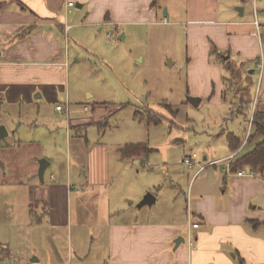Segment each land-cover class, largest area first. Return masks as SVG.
<instances>
[{
  "label": "crops",
  "instance_id": "1",
  "mask_svg": "<svg viewBox=\"0 0 264 264\" xmlns=\"http://www.w3.org/2000/svg\"><path fill=\"white\" fill-rule=\"evenodd\" d=\"M67 1L74 2L69 10L65 6ZM215 1L218 3V0H186L183 19L176 16L165 19V16H159L157 0H0V125H3L2 119L8 117L7 121L17 135L10 143L0 141V195L5 191L0 203L7 202L9 207L16 205L11 200H16L17 190L24 188L20 206L26 216H16L7 227L0 221V230L7 228L4 237H0V264H66L52 261L53 256L45 263L40 261L39 225L69 223L68 196L72 177L66 174L56 183L50 173L48 180L53 183H44L37 171L39 158L45 154H49V158L53 155L57 160L59 127L53 118L55 114L64 117L56 110L57 104L67 102L70 107L69 118L64 119L67 156L71 132L80 133L84 126L99 124L109 116L110 111L105 116L108 101L95 100V94L89 92L72 98L69 92L70 57L75 56L74 63L82 61L81 43L88 29L94 27L100 32L103 26L110 25L117 33L120 26L130 24L184 26L189 54L186 62V77L191 85L189 94L199 97L200 102L206 99L221 105L227 102L225 93L229 89L236 97L235 103L229 102L228 109L234 105L240 110L245 109V103L250 119L255 113L264 115V49L257 38L264 25L259 23L255 12L252 18L244 7L237 8L241 9L239 14L237 9H215L212 6ZM255 4L256 0L253 11ZM215 14L214 18L206 16ZM254 21L260 28L257 29ZM223 33L229 35V46L224 43ZM206 36L221 50L224 63H228L231 54L234 55L236 62L245 64L249 73H258L256 80L241 77L243 86L240 89L238 85L229 87L224 80L229 75H224L219 62L211 60ZM239 74V70L234 71L233 79L238 81ZM84 106L88 110H83ZM40 121L42 127H39ZM231 121L232 128L223 139L222 136L210 138L218 143L214 144V141L213 146H208L210 151L204 152L202 161L206 162L196 156L189 169L197 167V170H193L191 177L190 173L184 175L186 184L193 180L191 186L189 183L183 185V192L170 191L174 204L171 208H179L176 213L170 210V220L154 216L140 220L138 213L129 209L131 213L126 220L110 223L107 230L111 249L115 242L110 264H264V174L242 169L238 170L242 171L239 175L228 166L231 156L233 161L250 151L262 136L250 139L255 132L253 125L242 133L237 118ZM229 134L238 139L236 149L230 147ZM74 139H77L74 146L77 156L81 154L75 161L80 164L85 182L92 186H107L110 169L104 144H82L80 139ZM119 158L124 157L120 155ZM46 161L44 172L52 166L50 160ZM82 163H86L85 170ZM219 163L223 164L218 166ZM123 166V161L116 162L117 174ZM201 166L204 167L201 169ZM147 188H142L137 199ZM169 190L167 187V192ZM181 192L182 196L179 195ZM39 207L45 221L39 218ZM187 209L199 221L198 227L192 230L193 247H188L186 229L183 230ZM123 211L109 210L108 214L120 213L121 216ZM180 236L183 241L176 245ZM28 243H34L37 248H32L31 244V248L27 247Z\"/></svg>",
  "mask_w": 264,
  "mask_h": 264
},
{
  "label": "rangeland",
  "instance_id": "2",
  "mask_svg": "<svg viewBox=\"0 0 264 264\" xmlns=\"http://www.w3.org/2000/svg\"><path fill=\"white\" fill-rule=\"evenodd\" d=\"M157 5L159 16H165V19L174 16L183 19L186 16L184 12L186 0H157ZM212 6L219 10L224 8V11H237L238 7H244L252 18L255 12L259 23L264 25V0H256L255 11L251 0H218V3L215 1ZM237 13L239 14L238 11ZM206 16L214 18L216 14ZM96 29L90 28L83 35L80 52L82 61L74 63L75 56L70 57L69 92L72 98L83 96V92L93 93L95 100L108 101L105 116L110 112L99 124L84 126L80 133L71 132L68 137V156L64 151L65 116L55 114L53 118L56 127H59L57 142L59 148L56 151L57 160L52 154L50 158L49 154L41 157L50 160L52 165L44 172L43 178L44 183H53L48 180L51 173L57 183L59 179H64L66 174L71 175L72 184L68 196L71 214L67 225L48 227L47 224L39 225V257L42 263L53 256L52 261L66 264H110V259L114 255L112 250L115 249L114 241L111 249L107 230L110 223L114 224L120 219L126 220L131 212L138 213L140 220L152 216L170 220V210L176 213L179 209L178 206L171 208L174 204L171 202L170 191L177 189L183 192L185 190L183 185L189 183L191 186L193 180H188L186 184L184 175L190 173L191 177L193 170H197V167L189 169L184 166L182 159L196 153V159L202 161L204 152L210 151L208 146L210 144L213 146L215 141L210 138L222 136L223 139L228 129L232 128V119L237 118L242 133L250 128V111L245 103V109L240 110L237 105L228 109L229 102H234L235 94L232 90H227L225 93L227 102L221 105L206 99L197 106L188 101L187 97L191 96L188 92L191 85L188 84L186 77L189 54L184 26L130 24L120 26L117 33L110 25L103 26L100 32ZM106 32H114L113 37L107 38ZM121 33L125 34L123 40L118 39ZM222 38L228 45L229 35L223 33ZM257 38L264 49V29ZM207 45L211 60L219 62L224 75L227 77L229 75V78L224 79L229 87L238 85L240 89L243 86L241 77H252L256 80L258 73H249L245 64L240 65L236 62L237 58L234 55L231 54L228 63H224L221 59V50L215 47L212 41H208ZM256 49H259V43ZM238 70L240 74L237 81L236 78L233 79V72ZM240 96L244 97L241 94ZM117 104L121 106L118 107ZM7 118L2 119V124L8 130V135L2 141L10 143L17 135L13 133ZM42 124L40 121L39 127H42ZM73 137L80 139L82 144H104L110 169L107 186H92L85 182L84 174L79 170L80 164L76 163L81 154L77 156L74 147L77 139L73 140ZM134 143L146 144L153 151L146 155L120 159L119 149L126 144ZM217 143L218 141H215L214 144ZM117 161L124 162L122 171L118 174ZM221 164L223 163H219L218 166ZM81 165L85 170L86 163ZM146 186L148 188L137 199L139 192ZM167 187H170L168 192ZM23 189L20 188L16 192L18 200H11L16 205L9 207L7 202L0 203V221L6 227L7 223H13L16 216L26 217L23 207L20 206V200L25 193ZM147 192L154 195L156 202L138 208L139 201ZM182 192L179 195L182 196ZM0 197L4 200L5 191H1ZM116 209L125 211L121 216L120 213L108 214L109 210ZM41 213L39 207V218H44ZM186 228L187 220L183 230ZM6 229L0 230V237H4ZM33 231L35 237V230ZM21 233L27 235L26 232ZM33 241L36 244L35 240ZM34 243L33 245L28 243L27 247L31 248V244L32 248H37Z\"/></svg>",
  "mask_w": 264,
  "mask_h": 264
},
{
  "label": "trees",
  "instance_id": "3",
  "mask_svg": "<svg viewBox=\"0 0 264 264\" xmlns=\"http://www.w3.org/2000/svg\"><path fill=\"white\" fill-rule=\"evenodd\" d=\"M155 117V116H154ZM252 125L255 132L250 139L256 135H261L262 139L248 152L238 156L229 163L232 172L246 169L248 171L263 175L264 174V115L255 113L252 117ZM228 141L232 149L239 145L238 139L232 134L228 135ZM153 149L143 143L126 144L119 149L120 155L124 158H131L140 154H148Z\"/></svg>",
  "mask_w": 264,
  "mask_h": 264
},
{
  "label": "built area",
  "instance_id": "4",
  "mask_svg": "<svg viewBox=\"0 0 264 264\" xmlns=\"http://www.w3.org/2000/svg\"><path fill=\"white\" fill-rule=\"evenodd\" d=\"M254 4L255 0H251ZM65 6L67 8V10H69L71 7L74 6V2L72 1H67L65 3ZM256 26L257 29L260 28L259 24L257 21L253 22ZM114 32H107V37L108 38H112L113 37ZM56 110L63 113V115L65 116L66 119L69 118V114H70V107L68 105L67 102L65 103H59L56 105ZM83 110H88V108L86 106L83 107ZM252 126V119H250L249 121V127ZM195 158H196V153H192L189 156H185L182 159V162L188 167L190 168L191 166H193L194 162H195ZM233 156L230 157V161L232 160ZM229 161V163H230ZM228 163V166H229ZM227 166V167H228ZM204 166H201L200 168L202 169ZM237 174H242V171H237ZM188 210V209H187ZM199 225V221L197 219H194L192 216V213L188 210L187 211V228H186V234H185V241L188 245V247H193L194 246V242H195V236L192 232L193 229L197 228Z\"/></svg>",
  "mask_w": 264,
  "mask_h": 264
},
{
  "label": "water",
  "instance_id": "5",
  "mask_svg": "<svg viewBox=\"0 0 264 264\" xmlns=\"http://www.w3.org/2000/svg\"><path fill=\"white\" fill-rule=\"evenodd\" d=\"M239 13H241V9H237ZM119 40L124 39V34H120L118 37ZM227 58V57H225ZM188 101L197 106L200 102L199 97H194V96H188L187 97ZM8 135L7 129L5 128L4 125H0V141L4 139ZM48 162L45 159H39V169H38V176L42 180L43 178V172L45 170V167L47 166ZM155 202V197L152 193L147 192L145 195L142 197V199L139 201L137 207L140 208L143 205H152ZM181 241H183V237H179L176 241L175 244L178 245Z\"/></svg>",
  "mask_w": 264,
  "mask_h": 264
}]
</instances>
